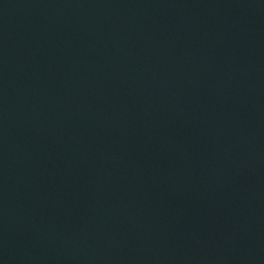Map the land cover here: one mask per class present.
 Listing matches in <instances>:
<instances>
[{
  "label": "water",
  "instance_id": "water-1",
  "mask_svg": "<svg viewBox=\"0 0 264 264\" xmlns=\"http://www.w3.org/2000/svg\"><path fill=\"white\" fill-rule=\"evenodd\" d=\"M0 264H264V0H0Z\"/></svg>",
  "mask_w": 264,
  "mask_h": 264
}]
</instances>
